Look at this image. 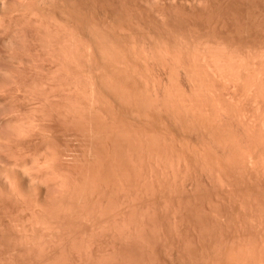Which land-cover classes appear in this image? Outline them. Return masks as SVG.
Instances as JSON below:
<instances>
[{
    "label": "bare ground",
    "instance_id": "bare-ground-1",
    "mask_svg": "<svg viewBox=\"0 0 264 264\" xmlns=\"http://www.w3.org/2000/svg\"><path fill=\"white\" fill-rule=\"evenodd\" d=\"M150 1L0 0V264H264V0Z\"/></svg>",
    "mask_w": 264,
    "mask_h": 264
},
{
    "label": "rangeland",
    "instance_id": "rangeland-1",
    "mask_svg": "<svg viewBox=\"0 0 264 264\" xmlns=\"http://www.w3.org/2000/svg\"><path fill=\"white\" fill-rule=\"evenodd\" d=\"M162 1H164V0H162ZM150 2H151V1H150ZM153 2H155V0H154V1L152 0L151 3H153ZM157 2H161V0H159V1H157ZM157 2H155V3H157ZM151 3H150V4H151ZM155 3H153V5H154ZM150 4H149V6H150ZM151 6H152V4H151ZM151 6H150V7H151ZM263 6H264V5H263ZM263 8H264V7H263ZM109 9H110V8H109ZM263 12H264V9H263ZM263 12H262V13H263ZM235 25H236V24H235ZM235 25L232 26V29L234 28L233 30H234V31H237L238 33L241 32V31H244L243 28H244L245 26H246V27L248 26V24L245 25V26H243V25H244L243 23H242V26H239L240 24H239V25L237 24L236 26H235ZM249 25H250V26L248 27L249 29H247L246 27H245V29L250 30V29L252 28V26H251V24H249ZM252 25H253V24H252ZM237 26H238L239 28H237ZM263 26H264V23H263ZM107 27L109 28V26H107ZM241 27H243V28H241ZM250 27H251V28H250ZM253 27H254V26H253ZM259 28H260V27H259V24H258V27L255 26V30H254L255 33H252V34H253L252 37H253V36L255 37V38H253V40L255 39L254 42H255L256 44H259V43L262 41V37H264V35H262L261 33H260L259 36H258V32L260 31V30H258ZM263 28H264V27H263ZM235 29H239V31H238V30H235ZM240 29H241V31H240ZM256 29H257V30H256ZM251 30H252V32H253V28H252ZM250 32H251V31H250ZM238 33H237V34H238ZM233 34H234V35H231L232 37L230 36V37H231L230 39H231V41L234 42V43H236V42L238 41L239 37H240V38L243 37V34H241V35H242V36H241L240 33L238 34V35H240L239 37L236 36L237 34H236V35H235V33H233ZM254 34H255V35H254ZM256 34H257V35H256ZM244 35H245V36H244L243 38L246 37V34H245V33H244ZM250 35H251V34H250ZM257 36H258V37H257ZM252 37H251V38H252ZM256 37H257V38H256ZM251 38H250V39H251ZM157 41H158L159 44L161 43V42H159L160 40H157ZM157 41H156V42H157ZM176 41H177V40H174L173 43H177ZM170 43H171V41H170ZM171 44H172V43H171ZM173 45H174V44H173ZM154 54H155V53H154ZM158 56H159V55H158ZM156 58H158L157 55H156V57L154 58V60H156ZM152 60H153V59H152ZM151 62H152V61H151ZM151 62H150V63H151ZM150 63H149V64H150ZM152 63H153V62H152ZM153 64H154V63H153ZM153 64H150L151 67H153V69L156 68V69L158 70V69H161V67H162V66H160L158 63H157V64L159 65L158 68H157L158 65H157L156 63H155L154 65H153ZM152 65H153V66H152ZM156 65H157V66H156ZM155 66H156V67H155ZM149 67H150V66H149ZM154 67H155V68H154ZM149 69H150V68H149ZM151 69H152V68H151ZM213 221H215V220H213ZM213 221L210 220V222H212V223H213ZM210 222H209V225H210ZM212 223H211L210 226L214 225V227H216V224H214L215 222H214L213 224H212ZM209 225H208V226H209ZM210 226H209V227H210ZM214 227H213V228L210 227L211 229H208V230L212 231V232H211V235L213 234V230H215V229L217 228V227H216V228L214 229ZM212 229H213V230H212ZM216 230H217V229H216ZM216 230H215L214 232H217Z\"/></svg>",
    "mask_w": 264,
    "mask_h": 264
}]
</instances>
